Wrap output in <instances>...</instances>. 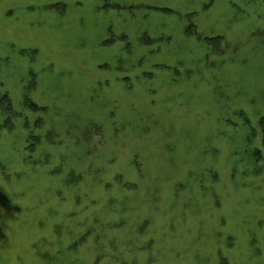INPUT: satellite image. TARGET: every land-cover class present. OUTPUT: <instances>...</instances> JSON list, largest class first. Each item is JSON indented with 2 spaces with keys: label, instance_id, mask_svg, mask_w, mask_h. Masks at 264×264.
<instances>
[{
  "label": "rangeland",
  "instance_id": "374dc122",
  "mask_svg": "<svg viewBox=\"0 0 264 264\" xmlns=\"http://www.w3.org/2000/svg\"><path fill=\"white\" fill-rule=\"evenodd\" d=\"M0 264H264V0H0Z\"/></svg>",
  "mask_w": 264,
  "mask_h": 264
}]
</instances>
